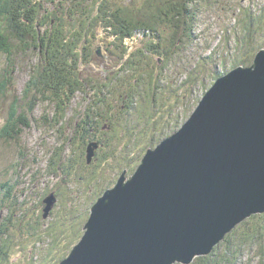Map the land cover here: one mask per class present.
Returning <instances> with one entry per match:
<instances>
[{
  "label": "rangeland",
  "instance_id": "374dc122",
  "mask_svg": "<svg viewBox=\"0 0 264 264\" xmlns=\"http://www.w3.org/2000/svg\"><path fill=\"white\" fill-rule=\"evenodd\" d=\"M169 1L159 0L158 3L160 7L165 8V6H168L167 2ZM99 2L100 5L98 4L96 12L101 13L102 16L103 0ZM53 3L55 4V2ZM144 3L145 0H140L138 5L142 7ZM54 4L45 5L46 13L50 9L48 15L54 14L51 18L58 15L60 20L66 19L63 13L53 10ZM263 5L264 0H181L174 3V9L176 8L179 13L175 21L183 22L190 29L186 41L182 38V29H178V35L170 31L165 41H162L160 36L159 38L147 37L149 34L143 35L140 30L134 28L131 31L133 34L131 44L126 42V45H121V42L110 37L111 29H103V26L98 25V23L90 28L91 25L87 24L85 34L83 33L78 39L76 38L77 43L71 46L72 50L70 48V58L68 60L73 64L71 78L74 79L75 86L70 93L67 92L68 101L63 102V105L59 102L60 105H58L57 101L52 99H43V102H39L42 98L34 90L27 94L28 101L23 98L25 86L29 84V87H31L36 83L35 81H29L32 79L33 68L42 60L39 50H34L31 47L24 54L17 51L12 56L11 61H9V58L5 59L1 56L0 70L8 62L9 69L13 68V71L10 74L12 78L11 86L8 87L5 96H0V128L5 123V118L11 106L15 105V101L18 104V114H23V111L27 109L28 112L25 115L28 118V127L21 126L22 133L18 141L0 138V184L10 179L11 183L16 184L19 202L26 201L31 202V204L37 202L43 220L49 223L53 220V210H56L57 205L60 203V193L69 200L72 195L69 187L67 193H64L65 184L63 180L65 176L61 175L63 173L58 174L56 169L53 168H56V165L64 167L74 165L77 161L78 150L76 147L83 148L84 144L75 137L74 150L70 156L73 148L70 139L76 120L79 117L86 116L92 124L91 131L98 130L100 134L97 138L98 141L88 142L85 139V143L88 142L85 157L87 156L88 146L92 147L96 144L97 147H94V153H98V155L101 153L100 157L105 160L100 165L101 170L99 171L104 172L110 164L117 162L112 169L122 167L121 165L125 164L123 159L127 151L122 147H118V137H125L126 135L119 128L123 124L119 125L120 118L116 113L119 112L122 115V112H126L123 109L124 104L120 103L121 100L122 102L126 100L124 96L129 97L127 100H134V97L138 95L147 99L151 94V88L157 91L159 88H163L164 85L166 86V94H171V96L160 97L162 91L160 90L156 102L161 101V104H163L166 100H175L180 106L185 103L193 105L188 117L184 121H180L181 124L185 123L202 100L204 93L219 79V74H230L232 70L242 66V64H239V56L248 55L247 43L251 36L245 38V33L240 29L245 28L248 21L249 23L252 22L253 25L255 22H260L258 28L261 27L262 20L259 19V15H263L261 14L263 11L260 9ZM114 11L110 10L106 15L109 17L116 15L113 13ZM255 16L258 18H255ZM195 18H198L196 22L193 21ZM47 21V19H43L44 23ZM154 21L161 25L160 20L154 19ZM131 24L135 25L134 23ZM107 25L114 28L112 23H107ZM246 28L252 33L249 27ZM44 31H49V29L42 28L41 32ZM180 36L182 43L179 44L176 41L174 44L172 40L174 38L180 40ZM256 36L259 37L261 34L257 32ZM259 43L254 42L253 45L257 46ZM113 45L115 46L113 47ZM154 48L158 49L152 51ZM261 49L264 48H260L258 51ZM138 50H142V52L140 53ZM145 56H148L150 60L144 59ZM254 57H252L250 63H246L248 66L242 67H250L254 62ZM147 64H149V67ZM184 72L190 73L191 77L184 74ZM162 82L164 84H161ZM194 82L197 83L196 93L193 87L186 90L179 86L180 84L190 85ZM201 83H204L203 87ZM100 88L106 90L105 94L107 96V92L110 94L108 100L103 103L98 101L102 100L103 97ZM196 96L198 101L195 99ZM33 101L36 102V105L34 109L30 110L27 104ZM106 108H111V115L107 114ZM103 110L106 112L104 116L106 119L105 124L100 129L97 118L102 116ZM88 111L89 114H87ZM162 111L163 114H166L169 110L162 109ZM57 112L61 120L57 119L58 123L55 122ZM155 115L154 123L156 125L165 124L166 118H163L162 114L156 113ZM108 119H111L112 125L106 124ZM123 121H130L133 128V125L138 121V117H131L126 112V114H123ZM117 122V130L113 131ZM142 126L143 123L140 121V128L133 131L130 137L132 138L134 134H137ZM148 127H150V123ZM112 132L115 139L111 140L112 143L106 142ZM108 140L110 141V138ZM100 141L103 143H100ZM119 151H123V154H120ZM60 157L63 159L62 162ZM124 171L126 170L123 169L122 172ZM49 172L51 176H49ZM105 174L107 175L102 181H106L108 177H111L109 171H106ZM126 174L129 175L127 171ZM117 175L118 173L116 177ZM78 181L80 180L78 179ZM78 181L72 180L70 183L71 189L77 190V194L73 192L72 213L83 208L89 209L105 192L104 190L98 196V190L97 193L90 195L89 206L84 199L88 192ZM86 186L89 187L90 184ZM49 194L53 196L51 198L54 199L52 201L54 206L52 210L49 209L50 215L43 217V210L47 204L41 202L42 205H40V199L43 201ZM2 214H5V212L2 211ZM84 225L82 227L83 232ZM236 226L235 230L227 234L226 239L221 241L207 255L210 260L214 259L212 264H221V262L224 264L223 260L226 262L225 251L230 254L228 256L229 262L230 259L233 260L234 258L233 264H264V212L252 214ZM82 236L83 234L72 247L80 241ZM28 260L27 255L15 249L11 259L13 264H27Z\"/></svg>",
  "mask_w": 264,
  "mask_h": 264
},
{
  "label": "water",
  "instance_id": "95a60500",
  "mask_svg": "<svg viewBox=\"0 0 264 264\" xmlns=\"http://www.w3.org/2000/svg\"><path fill=\"white\" fill-rule=\"evenodd\" d=\"M253 61L257 69L264 65L263 49ZM251 65L217 79L181 128L147 149L132 174H120L90 207L83 236L57 264H188L264 212L263 176L259 195L230 191L244 163L227 184L216 180L236 150L242 162L248 161L241 149L264 155V76L241 85ZM94 147L87 148V163ZM51 197L43 200V217L54 206ZM255 200L258 206L249 207Z\"/></svg>",
  "mask_w": 264,
  "mask_h": 264
},
{
  "label": "trees",
  "instance_id": "16d2710c",
  "mask_svg": "<svg viewBox=\"0 0 264 264\" xmlns=\"http://www.w3.org/2000/svg\"><path fill=\"white\" fill-rule=\"evenodd\" d=\"M99 1L102 0H51L44 2L41 0H0V57L3 56L5 59L9 58V61H11L14 53L18 51L24 54L32 47L34 50H39L40 53H38L42 58L41 62L33 68L31 75L32 79L29 81H35V85L29 87L28 84L24 88L23 98L25 101H28L27 99L29 98L26 97L28 93H31V90H34V92L36 91L40 98H42L39 102H43V99L56 100L57 103L59 102L61 104L68 101L66 97L67 92L69 91L70 93L75 86L73 83L74 79L71 78L73 64L68 60L70 58V48L77 43L75 41L76 38L78 39L80 35L83 33L85 34L87 24L91 25L90 28L98 23V25L100 24L103 26V29H111L112 33L110 37L121 42V45H126V42L131 44L130 42L133 41V34L131 31L134 28L140 30L143 35L149 34L147 37L159 38L160 36L162 41H165L170 31L178 35V29H182L181 35L184 41L189 37L188 32H190V29L187 28L183 22L175 21L179 13L173 6L174 3L181 0H170L167 2L168 6H165V8L159 6V0H145L142 7L138 5L140 0H103L104 6L101 8L102 16L101 13L96 12L98 4L100 5ZM53 2H55V4ZM52 4L55 5L53 10L63 13L66 19L60 20L58 15L55 16L57 18H51L54 14L48 15L50 9L46 13L45 5ZM263 7L264 5L260 8L263 11V13H261L263 15H259V19L262 20L261 27L258 28L260 22H255L253 25L252 22L249 23L248 21L246 27H249L252 33L248 31L246 27L240 29L245 33V38L251 36L247 43L248 55L239 56V64H242V66H248L246 63L251 62L252 57H254L255 53L260 48H264ZM110 10H116L113 12L116 15L107 16L106 14ZM255 18L258 17L255 16ZM43 19H47L49 23H44ZM154 19L160 20L161 25H158ZM197 19L198 18H195L193 21L196 22ZM107 23H112L115 29L108 26ZM131 23H134L136 26ZM42 28L49 29V31H44L42 33ZM257 32L261 34V36L257 37ZM172 41L175 44L178 38H174ZM254 42L260 43L255 46L253 45ZM114 46L115 45H113V47ZM156 49L158 48H154L152 51ZM138 51L140 53L142 52V50ZM144 59L150 60L148 56H145ZM147 66L149 67V64H147ZM12 71L13 68L11 70L9 69L8 62L7 65L0 70V96H5L8 87L12 84L10 75ZM184 74L191 77L190 73L184 72ZM222 75L223 74H219V76ZM196 82L185 86L184 84H180L179 86L186 90L193 87L196 93ZM203 84L204 83H201L202 87L204 86ZM114 90L116 91V89ZM160 90H162L160 97L165 98L171 96V94H166V86L163 85V88H159V91ZM101 91L103 97L102 100L98 101L103 103L107 95L105 94L106 90L101 89ZM107 94L109 93L107 92ZM157 95V91L151 88V94L147 99L142 97L137 101L135 99L127 100L129 97L126 98L124 96L126 100H123V102L122 100L120 101L121 104H124V107H127V109L124 108V110L128 112L131 117H138V121L132 128L130 121H123V114H126V112H122V115L119 112L116 113L120 118L119 125L123 124L119 128L121 132L127 136L118 137V147H122L127 153L124 154L125 156L122 155L124 156L123 160L125 164L115 170L112 168H114L118 162L110 164L104 172L99 171L101 170L100 165L105 162V160L100 157L101 153H99V155L96 153L93 160L87 163L85 157L87 143L98 141L97 138L100 134L98 130L91 131L92 124L86 116L79 117L76 120L70 139V143L73 146L70 156L74 150L73 143L75 137L79 142L84 144L83 148L76 147L78 150L77 161L74 165L66 167L56 165V168H53L56 169L58 174L63 173L61 175L65 176L63 180L65 184L64 193H67L69 187L72 195L69 200L64 198L60 193V203L57 205V209L53 210V220L49 223L43 220L37 202L33 204L26 201L19 202V193L15 187L16 184L11 183L10 179L0 184V264H13L11 259L15 249L20 250L23 254L28 256L29 260L27 264H57L68 255L72 246L83 234L82 227L83 224H85L90 209V207L89 209L85 207L87 210L83 208L82 210L72 213L74 202L73 192L77 194L76 189H71L70 183L72 180H80L78 182L88 192V194L84 196L85 202L90 206V195L97 193L99 190V196L104 190L112 187L123 169L126 170L128 174H132L146 150L154 148L164 137L177 131V128L182 125L180 121H184L192 111L193 105L187 103L180 106L175 100H166L168 102L165 101L163 104H161V101L156 102ZM195 99L198 101L197 96ZM59 103L58 105H60ZM35 105L36 102L33 101L28 103L27 107L31 110L35 108ZM17 109L18 104L15 101V105L11 106L5 118L6 121L0 128V138L18 141L22 133L21 126L28 127V118L25 115L28 112L27 109L23 111V114H18ZM162 109H168L169 111L163 114ZM106 112L111 115V108H106ZM106 112L103 110L102 116L97 118L100 129L101 126L105 124L106 117L104 116ZM156 113L162 114V117L166 118L165 124L160 123V125H156L154 123ZM87 114H89V111ZM58 116L59 113L57 112L55 116L56 123H58V120L61 121ZM140 121L143 123V126L139 132L134 134L131 138V133L140 128ZM149 123L150 127H148ZM106 124L112 125L111 119L106 120ZM69 127L72 128L71 125H69ZM117 127L118 122L115 124L113 131L117 130ZM83 130L86 131L82 132ZM149 131L151 133L150 137ZM109 138L110 141L108 140ZM85 139L88 140L87 143H85ZM113 139H115V135L112 132V135L106 139V142L112 143L111 140ZM100 143L103 142L100 141ZM119 152L123 154V151ZM60 160L62 162L63 159L60 157ZM106 171H109L111 177H108L106 181H102L107 175L105 174ZM117 173L118 175L116 177ZM49 176H51L50 172ZM87 184H90V186L87 187ZM41 202L43 201L40 199V205H42ZM2 211L5 212V214H2ZM224 255L226 256V262L223 260L224 264L234 263V258L233 260L230 259L229 262L228 256L230 254L227 251L224 252ZM212 261H214V259L210 260V257L206 256L196 258L191 264H212ZM221 264L223 263L221 262Z\"/></svg>",
  "mask_w": 264,
  "mask_h": 264
},
{
  "label": "bare ground",
  "instance_id": "6f19581e",
  "mask_svg": "<svg viewBox=\"0 0 264 264\" xmlns=\"http://www.w3.org/2000/svg\"><path fill=\"white\" fill-rule=\"evenodd\" d=\"M187 68H189V67H187ZM247 70L250 71V73L243 76V78H245V80L243 79L245 81V83H241L242 86H245L247 83H249L247 81L248 79L252 80L250 83H254L255 78H257V77L262 78L264 76V65L260 66L259 69H257L256 66H252L251 68H249ZM251 73H256V75H252ZM223 76L224 75L220 76L219 78H221ZM187 121H188V119H187ZM181 127H182V125L180 126V128ZM236 153L237 154L234 155L232 161H228L227 164L223 165V172H220L217 174L216 180L219 183L217 185L222 186L223 184H227V177L228 176L233 177V173L237 172V170H235V169H237V168L239 169V167H241L240 163H244L242 166H244L246 169L245 173L240 174V175H236V183H235V185H234V183L231 184L230 191L233 192L236 190H241L245 194H247V192L249 190L252 194L259 195V193H261L259 190L260 189V183H257V181L258 180L261 181V176L264 177V155H262L260 153L254 154L252 152H248V154H246L244 149H241L240 154L243 156L244 161H246V160L248 161V162H242L241 157L238 155L239 152L237 150H236ZM237 176H240V179H238ZM206 186L208 187V185H206ZM251 205H252V207L253 206L257 207L258 201L257 200H255L254 202L251 201L249 203V207ZM234 229L235 228H233L231 230V232ZM224 239H225V237L223 239H221V241H223ZM219 243L216 246H218ZM215 247H214V249H215ZM200 257H206V256H198L197 258H200ZM194 260H195V258L188 264H191ZM176 264H183V263H176Z\"/></svg>",
  "mask_w": 264,
  "mask_h": 264
},
{
  "label": "flooded vegetation",
  "instance_id": "af4514ba",
  "mask_svg": "<svg viewBox=\"0 0 264 264\" xmlns=\"http://www.w3.org/2000/svg\"><path fill=\"white\" fill-rule=\"evenodd\" d=\"M178 43L180 44V43H181V41H180V40H178ZM161 84H164V83L162 82ZM158 92H160V91H159V90H157V94H158ZM108 96H110V94H108ZM108 96H106V97H105V99H106V100H108ZM139 98H142V96H139V95H138V96L134 97V99H135V100H139ZM103 100H104V99H103ZM124 108H126V109H127V107H123V109H124ZM93 157H94V156H93Z\"/></svg>",
  "mask_w": 264,
  "mask_h": 264
}]
</instances>
